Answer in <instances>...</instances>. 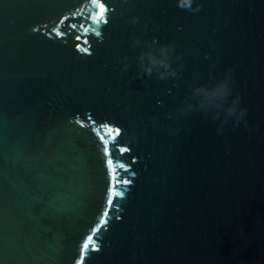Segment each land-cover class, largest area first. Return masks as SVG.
<instances>
[{
    "label": "water",
    "instance_id": "95a60500",
    "mask_svg": "<svg viewBox=\"0 0 264 264\" xmlns=\"http://www.w3.org/2000/svg\"><path fill=\"white\" fill-rule=\"evenodd\" d=\"M102 2L0 0V264H264V0Z\"/></svg>",
    "mask_w": 264,
    "mask_h": 264
},
{
    "label": "clouds",
    "instance_id": "9594fccd",
    "mask_svg": "<svg viewBox=\"0 0 264 264\" xmlns=\"http://www.w3.org/2000/svg\"><path fill=\"white\" fill-rule=\"evenodd\" d=\"M193 0H178V5L182 8L191 9ZM138 62L140 66L143 68L144 72L150 74L153 67L160 65L164 67L166 70L170 67L169 62L167 60V47H161V56L157 57L151 51H144L138 57ZM127 66H125L126 68ZM163 78V74H162ZM230 76L226 72L223 78L217 83L213 95H218L220 97H227L230 93ZM198 94L204 95L202 90H198ZM226 117H234L239 120L242 119L245 110L241 109L239 106L238 97L235 98L230 105L223 109Z\"/></svg>",
    "mask_w": 264,
    "mask_h": 264
},
{
    "label": "snow or ice",
    "instance_id": "6c2138e0",
    "mask_svg": "<svg viewBox=\"0 0 264 264\" xmlns=\"http://www.w3.org/2000/svg\"><path fill=\"white\" fill-rule=\"evenodd\" d=\"M91 3L94 4L95 6H97V12H96V16L94 17V20L98 22V21H100V20H102L104 18V15H105V13L107 11L106 5H105L104 2H102V0H91ZM65 19H68V17H65ZM61 23H63V21ZM78 26L82 27L83 25L82 24H80V25L73 24L72 25L73 28H76ZM97 35H99V33H97ZM76 39L79 40L80 37L77 36ZM77 47L79 48V45H77ZM84 51H87V50L84 49ZM104 127L108 128V135L110 137H112L113 140H115L116 136H119L121 134V129L120 128H111L108 125H104ZM101 139L103 140V137H101ZM104 144H105V149H104L105 155H107L108 154V148H107L108 141L105 140ZM122 151H129V149L125 148V149H122ZM108 164L109 165L112 164L111 159L108 160ZM121 167H123V165H121ZM117 183L128 184V183H130V181L125 179V180H122V181H117ZM109 203H111V199L109 200ZM90 240H91V237H89V241ZM84 248L85 249L88 248V244L87 243L84 245ZM95 250H98V249H95ZM81 259H83V257H81Z\"/></svg>",
    "mask_w": 264,
    "mask_h": 264
}]
</instances>
